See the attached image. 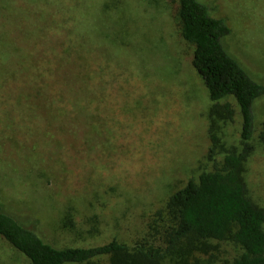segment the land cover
Here are the masks:
<instances>
[{
    "label": "rangeland",
    "instance_id": "rangeland-1",
    "mask_svg": "<svg viewBox=\"0 0 264 264\" xmlns=\"http://www.w3.org/2000/svg\"><path fill=\"white\" fill-rule=\"evenodd\" d=\"M201 1L226 21L227 52L264 81V0ZM176 10L177 0H0V207L43 241L133 245L174 192L212 170L210 130L216 163L241 148L232 98L219 102L232 121L211 129L212 103ZM255 113L243 179L264 210V99ZM211 245L188 264L242 253ZM0 264L29 263L0 238Z\"/></svg>",
    "mask_w": 264,
    "mask_h": 264
},
{
    "label": "trees",
    "instance_id": "trees-1",
    "mask_svg": "<svg viewBox=\"0 0 264 264\" xmlns=\"http://www.w3.org/2000/svg\"><path fill=\"white\" fill-rule=\"evenodd\" d=\"M175 21L182 39L194 48L191 64L212 103L211 129L232 121L231 105L219 103L232 98L242 120L241 148L223 150L216 163L219 137L210 130L207 159L214 162L212 170L174 192L153 217L148 235L133 245L112 239L97 246L56 247L0 207V238L29 264H98L101 258L108 264H188L195 254L214 249L212 242H229L242 251L223 264H264V210L248 197L243 179L254 150L255 105L264 99V81L253 78L227 52L223 42L230 34L228 25L213 17L201 0H177ZM261 127L264 145V122Z\"/></svg>",
    "mask_w": 264,
    "mask_h": 264
}]
</instances>
